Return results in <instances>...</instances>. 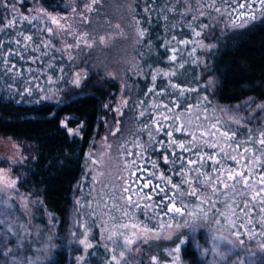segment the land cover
Here are the masks:
<instances>
[{"label":"trees","instance_id":"trees-1","mask_svg":"<svg viewBox=\"0 0 264 264\" xmlns=\"http://www.w3.org/2000/svg\"><path fill=\"white\" fill-rule=\"evenodd\" d=\"M12 1L7 0V3L15 4L17 17L21 14L29 17L39 15H30L28 12V8L34 2H39L49 11L63 9L62 0ZM116 2L117 0L114 1ZM192 2L195 1L192 0ZM147 5L151 6L149 12L144 11ZM191 5L194 6L195 12L186 10L184 4L177 0H131L129 9L123 11L112 7L117 18L124 24L132 23L138 28H146L148 33L143 38L139 37V44L133 45L128 50L133 58L129 68L130 82L135 85V96L131 103L134 109L132 112L137 113L138 104L143 101L140 107L144 106V111L150 113L148 115L150 118L146 114L138 119L137 128H142L145 123L151 124L153 119L151 115L159 110L153 109L151 105L162 103L157 99L162 95H156V93L162 91L165 85L168 88L169 81L191 87L189 101H185L188 106L190 102L197 103L200 98L202 103L200 101L198 103L208 110L213 105H216V108L220 103L233 105L247 98H258L264 101V20L252 23L247 28L230 30L224 34H221V27L211 26L208 30L204 28L202 35L196 37L193 35L192 28L200 31L197 25H205L208 17L198 15L202 10V4L201 7L193 3ZM171 8H175V11H169ZM183 9L185 11L182 13ZM10 15L9 8L0 7V16ZM165 16H167L166 21ZM193 16H196L195 20L192 19ZM136 21L140 22L139 25ZM3 22V19H0V26ZM45 23L53 27L50 21L46 20L34 21L33 24L21 21L15 28L0 33L3 51L5 53L19 51L23 56L21 58L14 54L7 55L9 64L16 66L11 72L6 70L5 65L0 64V135L15 137L23 144L25 153L27 151L31 153L29 161L22 165L26 174L18 187L29 193L31 197L43 199L44 210L62 230L71 219L77 184L82 178L85 152L91 139L103 131L104 102L114 96L120 85L118 81L104 76L102 72L92 70L81 88L74 87L72 81L75 67L59 50L60 44L56 38L52 39L54 49L41 46L39 52L33 51L41 40L49 38L47 34L37 35L38 29ZM189 25L192 27L190 28ZM21 31L26 35H32L35 42L26 50L23 44L27 42H22L20 46L10 43L11 40L22 39L18 35H13L14 32ZM211 35L217 42V46L208 54V58L212 60L209 68L201 63L200 56L203 54V48L199 43L188 45L178 43L182 39L208 41ZM173 37H176V40H172ZM172 48L178 49L175 54H177V60L184 63L183 71L179 70L176 76L158 75L155 81V92H147V89L152 87L151 76L155 74V70L168 71L165 57ZM193 49H195L194 52ZM45 52L48 55H44ZM36 57L39 59L33 62ZM206 69L210 70L208 74L204 73ZM16 70H19V74H16ZM210 74L214 75L217 84V89L214 91L217 104L212 99L203 98L209 94V88L202 85L207 82L206 79ZM168 90L171 92V89ZM180 104L183 107V101ZM68 115L74 116V119H69L71 126L77 124V119L84 121L82 138L71 135L63 126L62 120ZM201 123L204 122L201 120ZM236 125L238 128V124ZM138 134L144 137L146 133ZM245 134L248 136L247 129ZM182 135L189 138L185 133ZM237 139H240L238 135ZM156 147L157 144H154L153 148ZM192 199L195 200V198ZM35 224L41 228L48 227L45 219L36 221ZM254 234L258 236L257 233ZM195 237L192 246H186V257L190 258L192 264H215L214 256H204L200 253L203 244L201 240L204 237L199 230L195 231ZM18 239L14 237L12 243L18 242ZM35 243L31 245L34 249L27 254H36L35 248L38 243ZM48 246L53 247L51 242ZM65 247L67 243L63 241L61 248L57 247L56 250L50 251L49 256L42 254L43 256L36 257L37 264H65L67 258L64 253ZM20 254L26 256L25 252ZM55 258H57L56 261H54Z\"/></svg>","mask_w":264,"mask_h":264},{"label":"rangeland","instance_id":"rangeland-1","mask_svg":"<svg viewBox=\"0 0 264 264\" xmlns=\"http://www.w3.org/2000/svg\"><path fill=\"white\" fill-rule=\"evenodd\" d=\"M9 1L13 2L12 0ZM16 1L22 2L23 0ZM114 1L115 0H102L101 3L94 5V10L90 12L84 9L85 0H62L61 4L63 9H57L55 11L47 10L41 6L39 2H34L28 8L30 15L40 14L35 10L43 9L52 16L67 17V23L71 25L72 31L75 32L77 36L82 33H88L84 39L92 45L91 47H87L84 43H81L79 48L62 51L68 59L69 55L74 58L71 60L69 59L75 67L73 80L76 78L75 73H81L80 85L76 86L73 83L74 87L77 89L81 88V85L88 77V73L92 70L102 72L104 76L115 79L120 86L119 90L114 93V96L109 97V99L104 102L105 113L102 115V119L104 120L103 131L100 135L91 139V143L85 152L82 178L77 184L78 187L71 219L68 225L62 230L58 228V223L56 222L57 224H55L54 220L48 216L47 211L44 210L42 206L43 199L40 197H31L29 193L24 192L18 187L19 182L24 179V175L26 174V170L23 166L31 158V153H28V151L25 153L23 144L15 137L0 135V169H3L8 176L16 180V188L9 189L8 193L12 197L10 200L12 205L10 210L12 212V216L10 217L13 223L12 230L18 233V235H11L7 238L8 247L13 249V251L9 253V257H12L16 261V264H37L38 260L36 257L43 255L49 256L50 251L56 250L57 247L61 248L63 241L67 243L64 252L67 257L65 264H108L111 253L108 252L103 245L105 243H108L110 247H112V245L111 242L101 238L106 235V233H104V226L107 224L109 229H113L114 227V222L108 218L109 214L119 217V213H116L115 210L112 209V204L114 202H120L118 199H114V197H118L120 186L124 183V181L119 178L121 176L129 177V172L124 168L125 162L135 158L130 157L128 151L131 150L136 154V149H139L134 144L136 140L145 143V138L138 134L140 132H136L137 124H139L138 119L144 117L139 115L141 111H144V106L140 107L141 104H138V112L135 114L132 112L134 109L131 103L135 96V85L130 82L129 76L131 72L129 68L133 62V58H131V52L128 50L133 47V45L139 44L140 42L137 34L138 27L132 23L124 24L113 12L112 7L120 11L128 10L131 0H117L116 3H114ZM193 1L195 2L189 0L190 5L193 3L199 7L202 6V10H200L199 13H205L204 15L198 13V15L208 17L205 24L208 26L205 28L206 30L211 26H219L221 27V29L219 28L221 34H224L230 30L247 28L251 26L252 23H258L264 20V11L260 10V4H255L253 8H246L244 10L246 12L254 10L255 18L244 17L243 19H237V14L241 12V9H237V12H232L231 15H228L225 9L231 10L232 8H237L241 0H231L230 2L229 0H225L224 3H221V0H216V7L221 8V12H224L223 15L205 6V4L210 3L211 0H199V4L197 0ZM11 4L12 3H10V5ZM73 8L76 9L75 13L72 12ZM185 9L182 10V13ZM190 10L195 12L193 5H191ZM15 11H17V9H15ZM234 20L237 26H233ZM61 22L63 23L64 21ZM241 24H243V26H238ZM53 28H55V25H53ZM100 37H104L103 43L100 42ZM210 37V40L207 41L204 39L202 43L206 46L212 45L213 47H211V49L203 48V54L200 56L202 65L208 68L212 61L208 58V54L217 46V42L213 40L212 35ZM65 39L68 43H75V37L61 34L59 38L60 49L63 48V41ZM172 55L173 53L171 51L165 57L168 71L175 69L179 63H183L179 60L171 61L170 57ZM175 55L177 56V54ZM179 70L183 71V68ZM188 71L192 73L190 69H188ZM209 72L210 70L206 69L204 73L208 74ZM206 81L207 82L202 85L209 88V94L206 95V100L212 99V101L216 103L214 91L217 89V84L215 83L214 75L210 74ZM171 83L177 84L183 89H191L190 86L183 83H174L173 81H171ZM162 88L160 92L164 94L157 98L162 102L161 104H168L169 107H172L173 102H176L180 105V107L176 109L177 112L187 108L188 105L185 101H189V96H191L189 93L190 91H185L184 95L180 96L179 91L173 89L170 84L168 88L166 85ZM168 89H171V92H169ZM200 100L202 99L200 98L197 100V103L194 104L191 102L189 103V105L194 107L191 110V115L186 113L183 117L185 123H187L188 120H192L193 124H195L196 117L199 115H207L209 117L207 123L209 124L218 118L214 113H210L208 109L205 113L203 111L204 108L201 107L200 103H202V101ZM125 101H127V104L124 103ZM182 101L183 107L182 104H180ZM198 101H200V103H198ZM260 104H264V101L258 98H247L233 105H223L221 111L225 125L223 131H235L240 137L239 140H246L248 136L245 134V130L252 129V135L253 138H255L257 130L264 129V108L258 107ZM162 110L163 109L156 110L151 117H154L155 114ZM145 112L147 116L150 114L147 113L146 110ZM230 116L243 118L238 124V128L236 123H233L229 119ZM71 118L74 119V116L68 115V117H65L62 120L63 126L66 127L67 131L71 130L69 131L71 135L82 138L84 136V121L75 118L77 119V124L71 126L69 123V119ZM162 123L165 122L162 121ZM166 123L173 124V121L169 120ZM117 128L119 131H117ZM190 129L191 131H196L194 127H190L189 130ZM165 131H168V129H165ZM113 133L115 134L113 135ZM241 133L242 135H240ZM173 136L178 141H186L191 138L190 136L189 138L184 137L182 132H173ZM157 137L165 143H167L169 139L164 132L156 134V138ZM215 140H219L218 135ZM121 145H124V147H121ZM190 154L191 153H183L177 150V156H185L194 159L195 157ZM170 158L173 159L171 156ZM208 164L211 166V161H208ZM229 164L235 167V162L229 161ZM101 173L103 175H101ZM94 177L95 181L93 179ZM253 180H255L254 175ZM237 200L239 201V198H237ZM77 201H80V204H84L85 206L80 207ZM193 203H198V201L194 200ZM105 204L108 205L107 208ZM223 207V204L220 203L216 205V208L219 209H223ZM110 209L111 213L109 211ZM214 211L215 209H213V212ZM237 211L239 212V210ZM136 215L140 220L145 219L140 213H136ZM211 215L212 213H210V216ZM42 219H45L47 222L48 227L46 228L48 230L38 225L36 226V221ZM220 219L221 223L219 225L212 223L210 220L207 222L206 226L196 227L195 230L189 227L165 228L161 231L159 239L151 237L147 240V243L138 241L137 244L132 245V251L127 253V259L130 264H151V257L155 256L158 258L160 264H173L174 257L178 256L179 261L177 264H192L190 258L186 257L185 252L187 250L186 246L189 245L191 247L192 243L195 242V231L199 230L204 237L201 240L203 244L200 252L203 255L202 249L211 248V233L217 232V230L220 229V231L217 232L218 235H229L227 221L223 217ZM232 219L237 225V228L234 230L244 232L246 229H250L253 234H258L262 230L261 224L259 223L260 213L258 208L252 214V223H249L246 217L237 219V217L233 216ZM81 220H87L94 225L88 235V240L94 245L92 248L86 249L84 245L78 242L79 239L84 238L82 235L83 229L78 223V221ZM163 220L166 222L168 219ZM178 220L183 223V220ZM121 222H128L127 218H123ZM196 223L197 225H205L202 219H198ZM240 225H244L245 227L241 228ZM149 226L156 227L158 225L156 221H152ZM3 228L4 226H0V235L3 234ZM121 231L130 233L132 230L121 229ZM14 237L19 238L18 242L12 243ZM230 238L235 239L234 237ZM241 239H244L246 245L251 248V251L256 253V256L253 258L256 260V264H261V261L264 260V252L256 247V244L257 242L264 241V237L256 235L255 240H248L247 236H241ZM181 241H183V243H181ZM50 242L53 247L48 246ZM33 243L36 244L35 250L37 256L33 253L27 254L28 251L34 249L31 247ZM18 244L22 246L18 247ZM177 246L180 248L179 253L173 251ZM0 247H2V245H0ZM221 247L223 248V245ZM21 252H25L26 256H22L20 254ZM169 253H171V255ZM208 255L213 256L211 252ZM80 257L84 259L81 260ZM0 259H3V257L0 256ZM56 260L57 258L54 259V261ZM8 264H13V260L9 259ZM122 264H124L123 261ZM246 264H248L247 259Z\"/></svg>","mask_w":264,"mask_h":264},{"label":"snow or ice","instance_id":"snow-or-ice-1","mask_svg":"<svg viewBox=\"0 0 264 264\" xmlns=\"http://www.w3.org/2000/svg\"><path fill=\"white\" fill-rule=\"evenodd\" d=\"M101 2L102 0H85L84 9L89 12L93 11L94 5ZM177 2H182L185 8L190 10L191 5L189 0H177ZM197 2L199 3V0ZM224 2L225 0H221V3ZM253 2H257V0H241L237 8H232L231 10L225 9V12L231 15L232 12H237V9H250ZM258 3L261 6L260 10L264 11V0H258ZM205 6L214 9L217 13L224 14V12H221L220 7H216V0H211ZM0 7L9 8L11 13L10 16H0V19L4 21L3 25L0 26V33H5L7 29L15 28L21 21L33 24L34 21L46 20L55 25V28H53L47 26V23H45L43 27L38 29L37 35L42 33L47 34L49 38L41 40L33 48V51L39 52L41 46L46 49H54L55 45L52 39L56 38L57 42H60L59 38L61 34L75 37V43H68L65 39L63 41V48L59 49L61 51L79 48L81 43H84L87 47L92 46L84 39L88 33H82L77 36L72 31L71 25L67 23V17L52 16L43 9L35 10L40 14L33 17L23 16L22 14L17 17L15 15V4L9 5L7 0H0ZM150 10V5H147L144 9L145 12H149ZM75 11L76 9L73 8L72 12L75 13ZM169 11H175V8H171ZM199 14L204 15L205 13L200 12ZM244 17L255 18V13L238 12L237 19H243ZM192 19L195 20L196 16H193ZM164 20H167V16L164 17ZM61 21L64 22L62 23ZM136 23L139 25L140 22L136 21ZM233 26H237L235 20L233 21ZM238 26H243V24ZM189 27L191 28L192 26L189 25ZM197 27L201 30L197 31L196 28H192V32L194 36L200 37L202 30L208 26L197 25ZM137 34L143 38L148 35L147 29L138 28ZM13 35H18L22 39L11 40L10 43L20 46L22 42H27L23 44L25 50L35 43L33 36L26 35L23 31L14 32ZM172 40H176V37H173ZM100 42H104V37H100ZM178 43L183 45L199 43L200 47L207 49L213 47L212 45L206 46L202 42L188 39H182ZM171 51L173 55L170 57V60L176 61L177 56L175 53L178 49L172 48ZM192 51L194 52L195 49ZM13 54L21 56L19 51L5 53L3 51V41L0 40V64L5 65L6 70L10 72L16 66L9 64L7 55ZM43 54L48 55L47 52ZM38 59L39 57H36L33 62ZM69 59L74 58L69 55ZM49 66L51 67V65ZM182 68H184V63H179L175 69L170 71L156 69L155 74L151 76L152 87L148 88L147 92H155V81L158 75L164 77L176 76L178 70ZM138 70L143 71L142 69ZM16 74H19V70H16ZM75 77L72 82L76 86H79L81 73H75ZM169 84L173 89L179 91L180 96H183L185 91H191V89H183L177 84H172L171 81H169ZM163 94V92L156 93V95ZM204 99L206 100L207 98L205 97ZM124 103L127 104V101ZM140 104L142 105L143 101H140ZM151 107L163 110L155 114L151 124L145 123L142 128L136 129V132L146 133L147 141L146 143H141L139 140L134 142L140 151L135 154V159L125 162L124 168L129 172V177L121 176L119 178L124 183L120 186L118 197H114V199H118L120 202L112 204V209L116 213H119V217L109 214L108 218L114 222V227L113 229H109L107 224L104 226V233L106 235L101 238L111 242L112 245V247L108 243L103 245L111 253L108 264H122V261L124 264H130L127 259V253L132 251L131 246L137 244L138 241L147 243V240L151 237L159 239L161 231L165 228L189 227L195 230L196 227L206 226L210 220L212 223L219 225L221 217L228 223L229 235H218L217 232L220 229L217 232L211 233V248L202 249L204 255L207 256L211 252L215 258V264H246V259L248 264H256V260L253 259L256 253L251 251V248L246 245L244 239H241V236H247L248 240H255L256 234H253L250 229H246L244 232L234 230L237 228V225L232 217L235 216L237 219L246 217L248 222L252 223V214L258 208L260 213L259 223L262 229L258 235L264 237V129L257 130L255 138H253L252 129H248V138L246 140H238L235 131H221V122L218 118L210 124H203L200 122L201 116H197L195 124H193L192 120H188L185 123L183 117L186 113L191 115V110L194 107L192 105L187 106V108L180 112L176 111L180 107L176 102H173L172 107L161 103H153ZM258 107L264 108V104H260ZM203 111L206 113L207 109L204 108ZM139 115L145 116L146 112L141 111ZM229 119L233 123L239 124L243 118L230 116ZM169 120L173 121V124L166 123ZM203 120L207 121L209 117L204 115ZM162 121L165 123H162ZM190 127H194L196 131H188ZM165 129H168V131H165ZM117 131H119L118 128ZM160 132H164L169 137L167 143L156 140V134ZM173 132H182L191 138L186 141H178L174 138ZM217 135L219 136L218 141L215 140ZM153 144H159L160 148L163 149L160 159L164 164L175 166L179 163L180 168L173 171L170 167L167 170L168 174L161 171L159 163L145 155L149 148L152 151H157L156 148H152ZM121 147H124V145H121ZM205 148L216 149V151L209 154L204 151ZM177 150L183 153H192L195 158L177 156ZM128 155H133L131 150L128 151ZM170 156L173 159H170ZM138 161L150 164L151 170L143 167ZM208 161H211L210 169L208 168ZM228 161L235 162V167L227 163ZM137 172H144L149 178L137 177ZM101 175L103 174L101 173ZM253 175L255 176V180H253ZM131 177H136V179L131 180ZM173 177H178V179L174 182ZM93 179L95 181V177ZM141 180H143V183H141ZM15 188L16 180L8 176L3 169H0V226H4L3 234L0 235V245H2L0 247V256L3 257V259H0V264H8L9 259H12L13 264H16V261L12 257H9V253L13 249L8 247L7 239L8 236L18 235V233L12 230L13 223L10 220L12 216L10 200L12 197L8 193L9 189ZM148 188H151V191L145 192L144 190ZM157 197L159 199H156ZM189 198H195L198 203H193ZM237 198H239V201ZM77 203L80 204V201H77ZM218 203L223 204V209L216 208ZM84 206V204H80V207ZM105 207L107 208L108 205L105 204ZM213 209H215L214 212ZM109 211L111 213V209ZM136 213L142 214L145 219L140 220ZM210 213H212L211 216ZM163 217H168V220L165 222ZM177 217H183V223ZM123 218H127L128 222H121ZM198 219H202L205 225H197L196 221ZM152 221H156L158 226L150 227L149 224ZM78 223L83 229L82 235L84 237L83 239H79L78 242L84 245L86 249L94 247L91 241L88 240V235L94 225L87 220H81ZM240 227L244 228L245 226L240 225ZM121 229H131L132 231L128 233L121 231ZM230 237H234L235 239ZM222 245L223 248L221 247ZM20 246L22 245L18 244V247ZM256 247L264 252V241L257 242ZM173 251L179 253V246ZM169 254L171 255V253ZM80 259L83 260L84 258L80 257ZM178 261L179 257H174L173 264H177ZM151 264H160V262L157 257L153 256L151 257ZM261 264H264V260L261 261Z\"/></svg>","mask_w":264,"mask_h":264},{"label":"flooded vegetation","instance_id":"flooded-vegetation-1","mask_svg":"<svg viewBox=\"0 0 264 264\" xmlns=\"http://www.w3.org/2000/svg\"><path fill=\"white\" fill-rule=\"evenodd\" d=\"M255 4H259V3H258V0H257V2H253V3H252V7H251V8H253ZM245 9H246V8L241 9V12H246V11H244ZM251 12H254V13H255L254 10H251ZM219 103H220V102H219ZM223 105H225V103H220V104L218 105V108H216V107H217L216 105H213V106H212L211 108H209V110H208L210 113H214L215 116L218 117V119L220 120V122H221V124H220L221 131H223V129H225V125H224V117H223L222 112H221L222 109H223V108H222ZM213 116H214V115H213ZM147 117L150 118V116H147ZM152 118H153V117H152ZM201 120H202L205 124L209 121V120H208V121H204V120H203V116H201ZM195 121H196V120H195ZM200 122H201V121H200ZM207 124H209V123H207ZM190 130H191V129H190ZM188 131H189V129H188ZM197 133H198V132H197ZM182 134H183V133H182ZM144 138H145V143H146V141H147V135H146V134H145ZM156 140H157V141H161V139H158V137L156 138ZM153 145H154V144H153ZM153 145H152V148H153ZM156 149H157V151H152L151 148H149L148 152H147L145 155H146V157H150L152 160H156V161L159 163V166H160V170H161V171H164L165 174H168L167 170H168L170 167L173 169V171H175V170H177V169L180 168V164H179V163H177L175 166L168 165V164H164V162L160 159L161 152L163 151V149L160 148L159 144H157ZM136 150H137L136 153L140 151V149H136ZM204 151H206V152H208L209 154H211L212 152L216 151V149L205 148ZM131 152H132V151H131ZM132 153H133V155L130 156V157H135V158H136V155L134 154V152H132ZM190 155H192V153H191ZM135 158H132V159H135ZM170 159H171V158H170ZM138 163H141V164L143 165V167L148 168V169L151 170V165H150V164L145 163V162H143V161H138ZM227 163H229V161H228ZM165 165H166V166H165ZM192 167H195V166H192ZM208 168H210V165H209V164H208ZM136 176H137V177L149 178V177H147V174L144 173V172H137V173H136ZM135 179H136V177H131V180H135ZM177 179H178V177H173L174 182H175V180H177ZM141 183H143V180H141ZM133 186L135 187V185H133ZM144 191H145V192H149V191H151V188L145 189ZM156 199H159V198L157 197ZM189 199H190L192 202H194V200H193L192 198H189ZM190 207H191V206H190ZM177 218H178V219H181V220L184 219L183 217H177ZM163 219H168V217H163Z\"/></svg>","mask_w":264,"mask_h":264}]
</instances>
